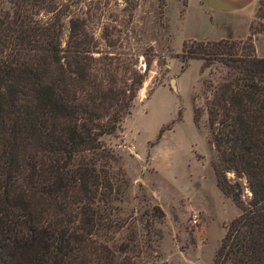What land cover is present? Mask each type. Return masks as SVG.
I'll list each match as a JSON object with an SVG mask.
<instances>
[{"label":"trees","instance_id":"obj_1","mask_svg":"<svg viewBox=\"0 0 264 264\" xmlns=\"http://www.w3.org/2000/svg\"><path fill=\"white\" fill-rule=\"evenodd\" d=\"M8 2L11 12L0 6V264H149L154 223L164 214L158 206L138 219L124 211L131 184L107 139L122 133L152 60L143 55L141 72L137 57L103 54L83 23L59 18L56 0ZM40 9L53 19H38ZM257 34H264V0L245 41L184 43L180 56L226 70L217 84L206 82L205 109L217 186L242 213L214 264H264Z\"/></svg>","mask_w":264,"mask_h":264},{"label":"rangeland","instance_id":"obj_2","mask_svg":"<svg viewBox=\"0 0 264 264\" xmlns=\"http://www.w3.org/2000/svg\"><path fill=\"white\" fill-rule=\"evenodd\" d=\"M0 6L11 12L8 0H0ZM55 7L60 19L67 14L83 23L103 54L137 57L141 72L143 55L152 60L131 114L122 122V133L107 139L131 184L124 211L138 219L158 206L164 214L154 223L148 263L214 264L228 225L242 213L217 186L205 109L206 82L217 84L226 70L203 60L183 63L180 56L184 43L219 41L224 36L242 42L248 36L231 37L224 25L209 23L192 6L187 12V0H56ZM52 16L39 10L42 21ZM260 22L256 19L257 25ZM63 23L67 34V18ZM258 35L264 34L253 37L260 58L264 39L255 42ZM228 177L234 182L233 174ZM242 184L247 202L250 193L244 179ZM137 227L141 231V224Z\"/></svg>","mask_w":264,"mask_h":264},{"label":"crops","instance_id":"obj_3","mask_svg":"<svg viewBox=\"0 0 264 264\" xmlns=\"http://www.w3.org/2000/svg\"><path fill=\"white\" fill-rule=\"evenodd\" d=\"M259 0H187V12L199 11L201 17L209 23H221L225 33L231 37L245 39L249 34V25L255 17ZM240 26V27H239ZM239 27V29H238ZM227 36L221 37L223 39ZM264 39L263 35L255 37ZM256 51V46H255ZM260 58H264L263 56Z\"/></svg>","mask_w":264,"mask_h":264}]
</instances>
